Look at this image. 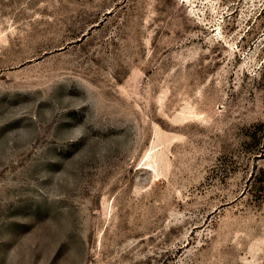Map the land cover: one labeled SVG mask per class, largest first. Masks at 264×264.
<instances>
[{
    "label": "rangeland",
    "instance_id": "1",
    "mask_svg": "<svg viewBox=\"0 0 264 264\" xmlns=\"http://www.w3.org/2000/svg\"><path fill=\"white\" fill-rule=\"evenodd\" d=\"M0 264H264V0H0Z\"/></svg>",
    "mask_w": 264,
    "mask_h": 264
}]
</instances>
